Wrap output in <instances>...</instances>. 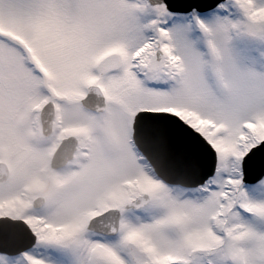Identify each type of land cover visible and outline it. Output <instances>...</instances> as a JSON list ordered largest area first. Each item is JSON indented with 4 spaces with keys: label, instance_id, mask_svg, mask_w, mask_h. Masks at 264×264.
Wrapping results in <instances>:
<instances>
[{
    "label": "snow or ice",
    "instance_id": "1",
    "mask_svg": "<svg viewBox=\"0 0 264 264\" xmlns=\"http://www.w3.org/2000/svg\"><path fill=\"white\" fill-rule=\"evenodd\" d=\"M0 264H264V0H0Z\"/></svg>",
    "mask_w": 264,
    "mask_h": 264
}]
</instances>
